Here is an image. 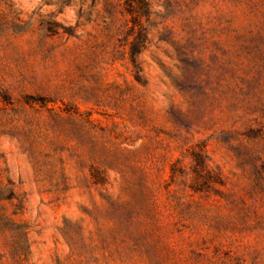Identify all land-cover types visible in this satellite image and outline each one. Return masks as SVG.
I'll use <instances>...</instances> for the list:
<instances>
[{
    "label": "rangeland",
    "instance_id": "obj_1",
    "mask_svg": "<svg viewBox=\"0 0 264 264\" xmlns=\"http://www.w3.org/2000/svg\"><path fill=\"white\" fill-rule=\"evenodd\" d=\"M125 2L0 0V264H264V0Z\"/></svg>",
    "mask_w": 264,
    "mask_h": 264
},
{
    "label": "trees",
    "instance_id": "obj_2",
    "mask_svg": "<svg viewBox=\"0 0 264 264\" xmlns=\"http://www.w3.org/2000/svg\"><path fill=\"white\" fill-rule=\"evenodd\" d=\"M126 9L132 15L134 25H140L138 21L139 16L148 18L150 16V5L148 0H126ZM147 42L146 30H141L138 37L134 39L131 45L132 61H136V56L140 53L141 49L145 47Z\"/></svg>",
    "mask_w": 264,
    "mask_h": 264
}]
</instances>
